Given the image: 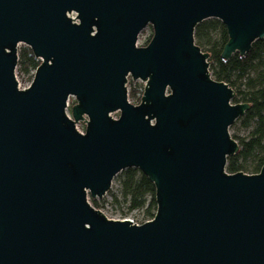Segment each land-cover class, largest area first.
<instances>
[{"label":"water","instance_id":"water-1","mask_svg":"<svg viewBox=\"0 0 264 264\" xmlns=\"http://www.w3.org/2000/svg\"><path fill=\"white\" fill-rule=\"evenodd\" d=\"M208 18L224 59L264 37V0H0V264H264V163L225 169L248 104L195 43ZM128 167L155 186L144 222L88 200Z\"/></svg>","mask_w":264,"mask_h":264},{"label":"trees","instance_id":"trees-1","mask_svg":"<svg viewBox=\"0 0 264 264\" xmlns=\"http://www.w3.org/2000/svg\"><path fill=\"white\" fill-rule=\"evenodd\" d=\"M151 36L152 28L148 40ZM227 39L226 27L217 18L205 19L195 26L194 40L209 55L212 78L227 83L234 90L232 102L248 104L244 114L236 119L247 129V134L242 137L232 135L239 149L227 157L225 169L229 173H256L264 163V37L256 40L244 55L236 52L224 59L221 53ZM17 55V72L31 79L40 59L26 45L17 51ZM129 81L133 83V80ZM142 92V85H134L128 98L134 104L139 103ZM120 195L129 211L142 209L144 217H153L156 211L155 186L139 168L128 167L121 171ZM88 200L98 207L96 198L89 196ZM114 202L120 200L114 196Z\"/></svg>","mask_w":264,"mask_h":264},{"label":"rangeland","instance_id":"rangeland-1","mask_svg":"<svg viewBox=\"0 0 264 264\" xmlns=\"http://www.w3.org/2000/svg\"><path fill=\"white\" fill-rule=\"evenodd\" d=\"M151 34V27L150 25H147L144 27L140 33L138 34L137 37V44L138 46H142L148 43V39ZM148 40V41H147ZM129 80H132L131 77H128V92L131 87L134 85H144V82L141 80H133V83L131 84ZM74 98L70 97L68 103V109L69 107L73 104ZM69 111V110H67ZM81 125L79 124V127L81 128ZM229 133L230 135H236L239 137L245 136L247 134V129L243 127L240 123V121L235 120L232 125L229 127ZM120 177H121V172L117 173V175L114 176L111 186L109 190L106 192V194L103 197L96 198L98 200V208L102 210L104 213H106L110 217H130L133 216L136 219H141L143 216V210H132L129 211L127 209L126 203L122 201L121 195H120ZM114 196L117 197L120 202H114Z\"/></svg>","mask_w":264,"mask_h":264},{"label":"built area","instance_id":"built-area-1","mask_svg":"<svg viewBox=\"0 0 264 264\" xmlns=\"http://www.w3.org/2000/svg\"><path fill=\"white\" fill-rule=\"evenodd\" d=\"M70 16L72 17V18H74L75 17V15L72 13V14H70ZM129 77V76H128ZM128 77H127V80H128ZM133 80V79H132ZM128 82V81H127ZM142 82H144V81H142ZM143 87H144V85H143ZM69 115V114H68ZM70 116V115H69ZM87 117L84 115V119H86ZM77 124L79 125V124H83V125H81V130H82V132H84V128H85V122H84V120H79V121H77ZM127 218H130V219H133V220H136V221H140V222H144L145 220H147V219H149V217H144V216H142V218L141 219H136V218H134L133 216H130V217H127Z\"/></svg>","mask_w":264,"mask_h":264}]
</instances>
